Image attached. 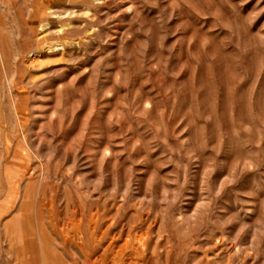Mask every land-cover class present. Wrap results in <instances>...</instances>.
<instances>
[{
  "label": "rangeland",
  "instance_id": "374dc122",
  "mask_svg": "<svg viewBox=\"0 0 264 264\" xmlns=\"http://www.w3.org/2000/svg\"><path fill=\"white\" fill-rule=\"evenodd\" d=\"M0 264H264V0H0Z\"/></svg>",
  "mask_w": 264,
  "mask_h": 264
},
{
  "label": "bare ground",
  "instance_id": "6f19581e",
  "mask_svg": "<svg viewBox=\"0 0 264 264\" xmlns=\"http://www.w3.org/2000/svg\"><path fill=\"white\" fill-rule=\"evenodd\" d=\"M42 237H43V235H42ZM44 238V237H43ZM44 241V240H43ZM44 255L47 257V255H46V253L44 252ZM48 259V258H47Z\"/></svg>",
  "mask_w": 264,
  "mask_h": 264
}]
</instances>
